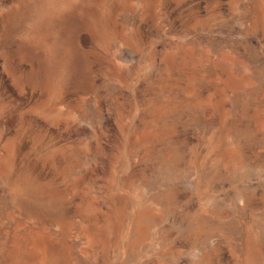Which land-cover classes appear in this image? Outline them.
Listing matches in <instances>:
<instances>
[{
  "label": "rangeland",
  "instance_id": "1",
  "mask_svg": "<svg viewBox=\"0 0 264 264\" xmlns=\"http://www.w3.org/2000/svg\"><path fill=\"white\" fill-rule=\"evenodd\" d=\"M0 264H264V0H0Z\"/></svg>",
  "mask_w": 264,
  "mask_h": 264
},
{
  "label": "bare ground",
  "instance_id": "2",
  "mask_svg": "<svg viewBox=\"0 0 264 264\" xmlns=\"http://www.w3.org/2000/svg\"><path fill=\"white\" fill-rule=\"evenodd\" d=\"M138 215V214H137Z\"/></svg>",
  "mask_w": 264,
  "mask_h": 264
}]
</instances>
